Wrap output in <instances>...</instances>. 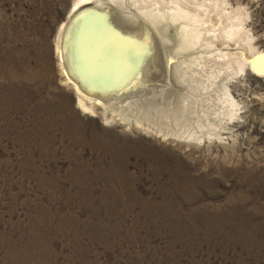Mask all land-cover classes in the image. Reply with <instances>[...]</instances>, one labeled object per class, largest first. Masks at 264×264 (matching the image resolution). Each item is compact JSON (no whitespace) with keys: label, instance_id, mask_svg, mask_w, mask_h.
Returning a JSON list of instances; mask_svg holds the SVG:
<instances>
[{"label":"rangeland","instance_id":"1","mask_svg":"<svg viewBox=\"0 0 264 264\" xmlns=\"http://www.w3.org/2000/svg\"><path fill=\"white\" fill-rule=\"evenodd\" d=\"M74 1L0 0L15 60L43 74L0 73V264H264V74L250 65L264 54V0H197L216 10L188 24L101 0L113 32L130 19L149 27L160 60L149 84L112 100L96 92L95 115L56 52L71 18L97 5L75 13ZM230 26L239 33L224 37ZM218 52L241 60L203 90L201 67ZM156 103L222 113L180 139L165 135Z\"/></svg>","mask_w":264,"mask_h":264},{"label":"bare ground","instance_id":"2","mask_svg":"<svg viewBox=\"0 0 264 264\" xmlns=\"http://www.w3.org/2000/svg\"><path fill=\"white\" fill-rule=\"evenodd\" d=\"M92 1H94L97 5L102 4L100 2L101 0H75L73 3V11L75 13L78 12L80 8L84 6V4L90 3ZM130 1L132 2L131 3L132 5L137 7L138 11L145 18L147 17L149 21L151 20L157 23H158V18H163V17H166L167 19L170 18V22L172 23L179 22L180 20H183V22H186L187 24L190 22L196 23V21L199 19L200 16L201 17L206 16L205 14L208 13V11L212 12V10L216 7L215 3H206V2L200 3L197 0H130ZM92 5L93 6L91 7H96V8H92L85 13H80V14L78 13L77 14L78 19H76L77 17L76 18L72 17L73 19L71 18L69 24L67 23V25H65L61 33V37L62 39L65 40V43L64 41L60 40L61 39L60 38L56 47L57 50L56 52L59 58L58 61L60 62L63 76H66L67 82L71 83L76 90L77 104L81 106L84 110L89 111L95 115L96 114L95 105L96 103L99 102L100 100L99 96H101V94L96 92L89 94L85 93L83 89H81V87L77 85L76 80L74 78L75 74H77L78 76L77 78L79 80L81 79L82 76L87 75L88 71L97 72V74L95 75L96 76L99 75V77L103 78L104 80L103 83L105 86L101 92L102 96L107 95L108 97L111 95L112 97L113 95L115 97L117 96L119 97L120 94H123L125 91L127 92L128 89L131 90L135 87H138L139 85L149 84L150 77L152 76L155 69L157 71L159 70L158 68H159L160 59H159L158 49L156 48V43H155L156 40H154V37L150 35L148 31L149 27L148 28L145 27L146 24L144 22L141 23L142 25L144 23L145 26L138 25L139 27L135 28L137 27L134 26L136 22H133L130 19L129 22H125L122 26L119 27L120 29L118 30L122 32V34L119 35L117 34L118 31L117 32L114 31L115 32L114 33L111 27L112 23L115 24L114 26H116L117 24L116 17L115 15H113L115 11L112 12L111 8L106 9L105 6L103 7V5L97 6L94 5V3ZM163 8L165 9L163 10ZM224 14L226 13L224 12ZM220 18H224V16ZM184 24L183 27L187 25ZM23 27L26 31L31 28L30 25H24ZM237 29H238L237 27L232 28V26H230L226 30L224 29L225 30L223 32L224 37L233 38L234 36H237V34L239 33V30ZM14 38L15 35L13 34L11 27L8 28L3 27L0 29V73L8 77H13L12 75H16L19 78H21L22 76L27 78L30 77L36 83H40V80L43 78V74L41 75L42 72L40 73V66H38L37 63H34L32 66H29L26 63V61H22L21 59L17 61L15 60L16 57L14 56V50L12 47L9 46V43L15 40ZM196 41H198V39ZM62 42L63 44H65L64 45L65 47L67 44V48H69L66 51L67 54H69L68 56L70 57V61H72V63L76 62L77 65L79 66V67L78 66L74 67L71 71L72 73H70V71L69 72L66 71L68 67L66 69L64 68L63 59L65 61L67 58L65 57L66 54L64 53L66 51L63 52L62 49L63 46ZM24 53L28 56L27 52ZM77 57H78V61H77ZM209 59H210V65H209L210 72L207 66L203 68L204 65L201 67L202 70L200 71V75L203 79L201 84L203 90H207L210 88L211 81L214 82L213 80L214 78L217 79L215 80V83L217 84L219 83L221 85L220 78L224 76V70L226 72H231V63L236 61L239 62V60H241L239 57L233 55L231 56L230 54L219 53V52L213 58H209ZM234 59H236V61H233ZM254 60H255V66L253 65V63H251L250 64L251 67L253 69L260 70L261 68L260 61L256 58ZM177 64H178L177 62L176 63L174 62L171 65L172 68L173 69L175 68L176 70ZM43 67L45 68V75L51 76V71L49 66L45 63ZM70 74L71 75L73 74L74 77L73 75L71 76ZM79 81L81 82V80ZM110 87H112L111 90ZM122 88H124V90H122ZM84 93L86 95H84ZM122 96H124V94ZM195 103L196 101L194 100L191 103V105L196 106ZM168 105L169 106L166 105L167 107L158 105V108L159 107L160 108L157 109L156 106L157 110L153 108L156 110L155 118H159L160 120L164 121V122L161 121L162 124L164 123L168 124V128L166 131L167 133L165 135L171 134L172 137L174 138L180 137V139H183V137L192 138L194 135H196L199 129L206 128L203 123H205L204 121L207 122L209 120L208 119L209 114L210 116L214 114L215 115L217 114L216 116H219L221 115L220 113H222V111H218V110L215 111L211 110L213 112H210V110L208 111L203 107H201L199 111L198 109L199 106L197 108L195 106L191 107L189 105L184 107L182 104L183 107H179L177 106L176 103H172ZM204 118H207V120L205 119L203 122H201V119ZM190 123L191 124L193 123L194 125L197 124L198 128L194 125L191 126Z\"/></svg>","mask_w":264,"mask_h":264},{"label":"water","instance_id":"3","mask_svg":"<svg viewBox=\"0 0 264 264\" xmlns=\"http://www.w3.org/2000/svg\"><path fill=\"white\" fill-rule=\"evenodd\" d=\"M91 74H93V73H91ZM77 77H78L77 74H75V77L74 78L76 80L77 85H79V87H81V89H84L85 91H87L89 93H91V92H94L95 93L97 91L99 93H101L102 90L104 89V86H105L104 83H103L104 80L101 77H99V78L98 77H92L91 78V77H89V74L86 75V76H82L81 79H79V80H81L82 84L78 80ZM111 89H112V87H110V90ZM122 90H124V88H122Z\"/></svg>","mask_w":264,"mask_h":264},{"label":"snow or ice","instance_id":"4","mask_svg":"<svg viewBox=\"0 0 264 264\" xmlns=\"http://www.w3.org/2000/svg\"><path fill=\"white\" fill-rule=\"evenodd\" d=\"M259 61H261V68H260V74H264V54H261L259 57H257ZM253 65L255 66V60L252 61Z\"/></svg>","mask_w":264,"mask_h":264}]
</instances>
